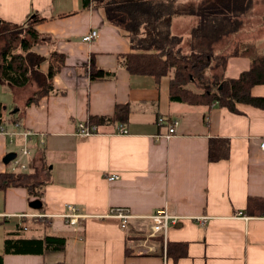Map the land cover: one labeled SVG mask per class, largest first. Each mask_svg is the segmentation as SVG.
I'll return each instance as SVG.
<instances>
[{
	"label": "crops",
	"instance_id": "obj_1",
	"mask_svg": "<svg viewBox=\"0 0 264 264\" xmlns=\"http://www.w3.org/2000/svg\"><path fill=\"white\" fill-rule=\"evenodd\" d=\"M259 5L264 7V0H253L252 10ZM35 13L42 18L36 30L43 42L34 49L45 56L63 53L65 61L54 76V90L29 105L28 98L22 107L17 104L23 87L0 80V101L4 97L6 104L20 110L0 113V172L8 171L15 158L5 164L4 156L15 151L11 147L17 143L20 153L24 132L31 130L37 133L31 136V153L21 158L29 162L26 173L35 172L36 165L35 177L44 182L41 198L31 196L25 186L0 188L4 264H264V215L246 212L249 197L264 198V110L240 103L241 111L235 113L219 104L171 101L170 76L157 81L129 72L123 55L134 51L132 43L106 21L95 2L86 6L83 0H0V18L5 21L21 24ZM249 18L234 41L223 44L224 53L235 41L254 42L264 50V21L260 33L252 23L246 38H239ZM178 23L172 22L174 31ZM91 30L98 36L84 41ZM93 63L112 76L92 80ZM249 67L248 57L233 56L224 74L237 77ZM41 68L47 71L49 61ZM252 93L264 96V84L255 85ZM125 103L131 108L124 124L127 132H117L121 124L116 122L101 125L100 133L89 137L77 134L79 122L112 116L116 104ZM161 116L179 121L170 137L165 135L167 126L158 123ZM214 137L231 140L229 158L209 160ZM111 174L119 178L109 180ZM36 199L42 208L30 205ZM67 204L84 214L77 224L61 216ZM113 207L130 209L127 230L118 218L104 216ZM161 209L178 217L170 223L167 244L187 243L186 255L168 254V245L164 250L156 237L142 245L152 224L148 216ZM25 213L44 216L20 217ZM46 235L64 237L65 247L39 254L4 253L7 237ZM149 247L154 250L146 251Z\"/></svg>",
	"mask_w": 264,
	"mask_h": 264
},
{
	"label": "trees",
	"instance_id": "obj_2",
	"mask_svg": "<svg viewBox=\"0 0 264 264\" xmlns=\"http://www.w3.org/2000/svg\"><path fill=\"white\" fill-rule=\"evenodd\" d=\"M91 2L102 6L106 21L129 37L134 51L123 57L131 74L151 75L157 81L170 76L171 101L208 107L219 104L235 113L241 111L238 107L240 103L264 110V96L252 93L255 85L264 84V50L254 42L235 41L234 49L229 53H224L223 49H219L220 54L215 53L217 44L243 27L246 14L253 7V0H198L178 8L174 2L167 3L166 0H83L86 6ZM175 14L197 18L189 35L172 33L171 21ZM41 21L38 13L24 22L28 23L25 27L21 26L23 23L0 18V80L13 87H24L35 81L37 89L28 98V105L54 90V76L65 61L63 53L53 51L45 56L34 49L43 42L36 30V25ZM185 47L189 52H185ZM233 56L248 57L250 67L237 77L225 76L227 62ZM214 60L221 64L222 72L206 79L205 72ZM46 61H49L47 71L41 68ZM111 74L94 63L91 65L92 80L108 78ZM189 83H198L203 87V92L192 91L187 87ZM130 110L128 103L116 104L112 116H93L89 121L99 126L116 122L124 125L128 122ZM230 153L229 138L210 139V161L227 159ZM33 169L35 172L32 173L0 172V188L25 186L31 196L41 198L42 193L36 189L44 182H35L38 168L33 165ZM246 212L249 215H264V198L249 197ZM65 244V238L56 235L42 238L7 237L4 253L39 254L48 249L61 250ZM167 245L168 254H174L176 258L187 253V243L169 242ZM0 264H4L3 254H0Z\"/></svg>",
	"mask_w": 264,
	"mask_h": 264
},
{
	"label": "built area",
	"instance_id": "obj_3",
	"mask_svg": "<svg viewBox=\"0 0 264 264\" xmlns=\"http://www.w3.org/2000/svg\"><path fill=\"white\" fill-rule=\"evenodd\" d=\"M97 36H98L97 30H91L90 33L86 34L83 37V40L84 41H91V40L95 39ZM9 120H7V123H9ZM158 123L160 125L167 126L168 132L165 135L167 137H170L171 135H173L176 132V127H177L179 121L176 119H168L166 117L161 116L158 118ZM2 126H3L2 130L7 131V130H5V126L4 125H2ZM15 126L19 127V124L16 123ZM100 129H101L100 126L95 124V123H91L90 121H81L78 123L77 134L81 137H89L93 134L100 133ZM116 131L119 133H125V132H127V129L125 128L124 125H120ZM34 134H37V133L33 132L31 130L24 132L25 144L21 148V152L17 153L16 157L10 162L9 170L14 171V172H17V171L26 172V171H28L29 162H26V160L21 158V156L22 155L27 156L31 153V150H32L31 136ZM261 146L264 149V143H262ZM118 178H119V175H117V174L108 175L109 180H115ZM66 208H67V212L64 214H61V216H63L65 219H67V221L69 223L77 224L79 222V219L84 217V214L80 213L79 209L76 206H74L72 204H67ZM28 216L38 219V218H41L42 216H44V214H42V213L27 214V213H25V214L20 215V217H22V218H25ZM104 216L118 218L120 220V226L124 230H127L129 228L130 219H131V217H133V215H132V213L128 207L110 208L109 211ZM148 217L152 220V224L150 226V233L147 234V236H145V239H144V242L142 243V245L147 246L146 242L150 238L156 237V238H160L162 240L163 245H164V250H166L168 230H169L170 223L176 222L178 220V217L170 214L166 209L158 210L157 212L149 215ZM198 218H199V220L204 219V217H198ZM153 250H154L153 247H149V248H147L146 251H153Z\"/></svg>",
	"mask_w": 264,
	"mask_h": 264
},
{
	"label": "rangeland",
	"instance_id": "obj_4",
	"mask_svg": "<svg viewBox=\"0 0 264 264\" xmlns=\"http://www.w3.org/2000/svg\"><path fill=\"white\" fill-rule=\"evenodd\" d=\"M158 1H164V0H158ZM166 1H167V3H169V2L170 3L171 2L173 3L174 2V5L178 8L181 5L189 4L192 1L197 2L198 0H174V1H172V0H170V1L169 0H166ZM256 2L257 3H261V0H256ZM248 14H250V18H249V20L247 22V26H246L245 30L241 33V35L239 37L240 39H243V37L246 38L247 33H248V29L251 27V24L252 23L253 24H257V27L258 28L256 30H258V33L261 32L259 26H261L260 24H262L263 21H264V7H263V5H259L254 10L250 9L247 12L246 16H248ZM184 17H187V18H184ZM178 19H181V20H178ZM174 20H176V22L179 21L180 24L179 23H178L179 25L177 24L178 27H176V31H173L172 30V33L173 34L176 33V34H188L189 35L190 34V31L193 28V25H195L197 23V18H195L194 16H191V15H178V14H175V16H173L171 22H173ZM27 25H28V23H23L21 26L22 27H25ZM252 36H253L252 38H254L255 35H252ZM184 37H185V35H184ZM235 37H236V35H232L228 39L223 40L219 44H217L215 46V53L216 54H220L219 49L223 48V46H224L223 44H225L227 42L234 41ZM185 48H186L185 49V52H189V49L187 47H185ZM227 49H230V51H232L234 49V45L232 47L229 46ZM218 63L219 62H217L216 60H214L213 65H211L210 67H208V69L205 72L206 79H210V77H212L213 75L222 72L221 64H218ZM187 87L190 88L192 91H194L196 93H202L203 92V87L202 86H199L198 83H189ZM21 89L22 90H18V96H17V97H19L21 95V99H18V101H17V104L20 105V107H22L24 105V102H25V99L26 98H29V97H31L33 95V93L37 89V87H36V85L34 83H31L30 85H26L25 87H23ZM4 106H7V108L4 109ZM15 108H18V107H15L14 105H11V104H6L4 97H1V101H0V113L1 112H4L5 114L6 113L7 114H10L11 111H13ZM11 148H12V150H15V152L16 151L19 152V150H20V146H19L18 143L17 144H14ZM34 180H35V182H39L40 181V180H38V177H35ZM40 190H41V187L38 186L37 189H36V191L39 193Z\"/></svg>",
	"mask_w": 264,
	"mask_h": 264
},
{
	"label": "water",
	"instance_id": "obj_5",
	"mask_svg": "<svg viewBox=\"0 0 264 264\" xmlns=\"http://www.w3.org/2000/svg\"><path fill=\"white\" fill-rule=\"evenodd\" d=\"M18 111V108L15 109L14 112H17ZM16 152L15 151H11V152H8L5 156H4V162L5 164H8L14 157H16ZM30 205L34 208H39L42 206V202L39 200V199H36L34 201H32L30 203Z\"/></svg>",
	"mask_w": 264,
	"mask_h": 264
}]
</instances>
